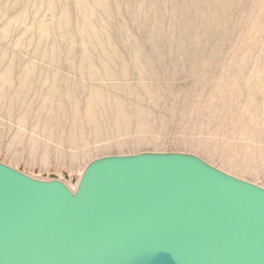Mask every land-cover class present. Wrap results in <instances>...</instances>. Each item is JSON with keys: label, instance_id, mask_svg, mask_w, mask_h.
I'll return each mask as SVG.
<instances>
[{"label": "rangeland", "instance_id": "1", "mask_svg": "<svg viewBox=\"0 0 264 264\" xmlns=\"http://www.w3.org/2000/svg\"><path fill=\"white\" fill-rule=\"evenodd\" d=\"M142 152L264 187V0H0V161L75 187Z\"/></svg>", "mask_w": 264, "mask_h": 264}, {"label": "water", "instance_id": "2", "mask_svg": "<svg viewBox=\"0 0 264 264\" xmlns=\"http://www.w3.org/2000/svg\"><path fill=\"white\" fill-rule=\"evenodd\" d=\"M0 264H264V187L181 152L104 156L75 187L0 161Z\"/></svg>", "mask_w": 264, "mask_h": 264}]
</instances>
